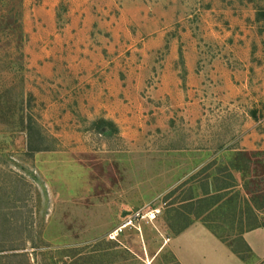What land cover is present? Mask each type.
Masks as SVG:
<instances>
[{
  "label": "rangeland",
  "instance_id": "obj_1",
  "mask_svg": "<svg viewBox=\"0 0 264 264\" xmlns=\"http://www.w3.org/2000/svg\"><path fill=\"white\" fill-rule=\"evenodd\" d=\"M257 230L264 0H0V264H264Z\"/></svg>",
  "mask_w": 264,
  "mask_h": 264
},
{
  "label": "built area",
  "instance_id": "obj_2",
  "mask_svg": "<svg viewBox=\"0 0 264 264\" xmlns=\"http://www.w3.org/2000/svg\"><path fill=\"white\" fill-rule=\"evenodd\" d=\"M160 213H161L160 209H152V210L146 211L145 213L138 212L136 214V217L140 218V219H147L148 221L153 222L155 219H157V217L160 215ZM128 225H126V226H128ZM122 229H120V230L122 231Z\"/></svg>",
  "mask_w": 264,
  "mask_h": 264
},
{
  "label": "crops",
  "instance_id": "obj_3",
  "mask_svg": "<svg viewBox=\"0 0 264 264\" xmlns=\"http://www.w3.org/2000/svg\"><path fill=\"white\" fill-rule=\"evenodd\" d=\"M189 233H192V232H189ZM264 233V230H257V231H254V232H252V233H250V238L248 237V235H246V241H247V243L251 246V247H253V245L250 243L251 241V238L252 239H261V234H263ZM248 234V233H247ZM191 235V234H190ZM259 235H260V237H259ZM257 237V238H256ZM188 239H194V238H188ZM254 248V247H253Z\"/></svg>",
  "mask_w": 264,
  "mask_h": 264
},
{
  "label": "bare ground",
  "instance_id": "obj_4",
  "mask_svg": "<svg viewBox=\"0 0 264 264\" xmlns=\"http://www.w3.org/2000/svg\"><path fill=\"white\" fill-rule=\"evenodd\" d=\"M127 227H128V226H123V229H126ZM119 231H120V230H119ZM119 231H118V232H119ZM115 235H117V233H115Z\"/></svg>",
  "mask_w": 264,
  "mask_h": 264
},
{
  "label": "water",
  "instance_id": "obj_5",
  "mask_svg": "<svg viewBox=\"0 0 264 264\" xmlns=\"http://www.w3.org/2000/svg\"><path fill=\"white\" fill-rule=\"evenodd\" d=\"M127 215H130V213H129V214H127V213H124V214H123L124 217L127 216Z\"/></svg>",
  "mask_w": 264,
  "mask_h": 264
}]
</instances>
